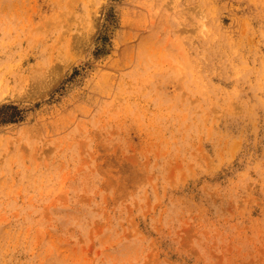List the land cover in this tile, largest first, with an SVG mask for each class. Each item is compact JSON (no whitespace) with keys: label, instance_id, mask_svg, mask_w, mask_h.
<instances>
[{"label":"rangeland","instance_id":"1","mask_svg":"<svg viewBox=\"0 0 264 264\" xmlns=\"http://www.w3.org/2000/svg\"><path fill=\"white\" fill-rule=\"evenodd\" d=\"M0 264H264V0H0Z\"/></svg>","mask_w":264,"mask_h":264}]
</instances>
